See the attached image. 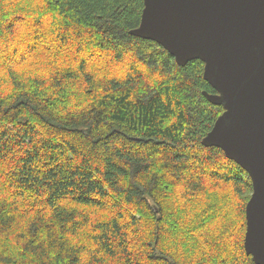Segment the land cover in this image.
<instances>
[{"label":"trees","instance_id":"trees-1","mask_svg":"<svg viewBox=\"0 0 264 264\" xmlns=\"http://www.w3.org/2000/svg\"><path fill=\"white\" fill-rule=\"evenodd\" d=\"M143 9L0 0V264H256L205 63L131 34Z\"/></svg>","mask_w":264,"mask_h":264},{"label":"water","instance_id":"water-1","mask_svg":"<svg viewBox=\"0 0 264 264\" xmlns=\"http://www.w3.org/2000/svg\"><path fill=\"white\" fill-rule=\"evenodd\" d=\"M138 37L162 45L180 65L205 63L224 110L203 137L250 175L245 250L264 264V0H144Z\"/></svg>","mask_w":264,"mask_h":264}]
</instances>
